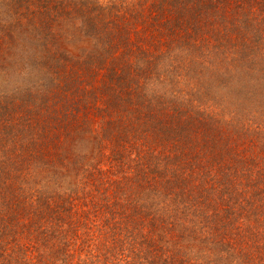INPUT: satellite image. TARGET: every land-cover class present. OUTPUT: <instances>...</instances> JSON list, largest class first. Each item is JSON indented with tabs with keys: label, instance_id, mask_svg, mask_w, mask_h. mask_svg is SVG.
<instances>
[{
	"label": "trees",
	"instance_id": "trees-1",
	"mask_svg": "<svg viewBox=\"0 0 264 264\" xmlns=\"http://www.w3.org/2000/svg\"><path fill=\"white\" fill-rule=\"evenodd\" d=\"M0 264H264V0H0Z\"/></svg>",
	"mask_w": 264,
	"mask_h": 264
}]
</instances>
